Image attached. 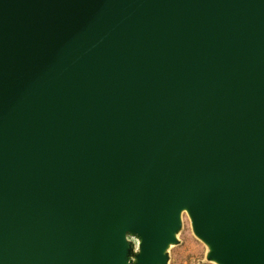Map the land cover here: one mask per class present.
<instances>
[{
  "label": "water",
  "instance_id": "1",
  "mask_svg": "<svg viewBox=\"0 0 264 264\" xmlns=\"http://www.w3.org/2000/svg\"><path fill=\"white\" fill-rule=\"evenodd\" d=\"M183 213L264 264V0H0V264H168Z\"/></svg>",
  "mask_w": 264,
  "mask_h": 264
},
{
  "label": "rangeland",
  "instance_id": "2",
  "mask_svg": "<svg viewBox=\"0 0 264 264\" xmlns=\"http://www.w3.org/2000/svg\"><path fill=\"white\" fill-rule=\"evenodd\" d=\"M135 243L133 238H129ZM177 244L168 250V264H214L206 260V247L192 233L190 221L183 213Z\"/></svg>",
  "mask_w": 264,
  "mask_h": 264
}]
</instances>
